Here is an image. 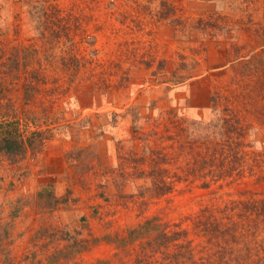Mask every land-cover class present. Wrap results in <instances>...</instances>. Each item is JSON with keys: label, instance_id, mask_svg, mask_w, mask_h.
Segmentation results:
<instances>
[{"label": "rangeland", "instance_id": "1", "mask_svg": "<svg viewBox=\"0 0 264 264\" xmlns=\"http://www.w3.org/2000/svg\"><path fill=\"white\" fill-rule=\"evenodd\" d=\"M3 11L0 264H264V0Z\"/></svg>", "mask_w": 264, "mask_h": 264}, {"label": "trees", "instance_id": "2", "mask_svg": "<svg viewBox=\"0 0 264 264\" xmlns=\"http://www.w3.org/2000/svg\"><path fill=\"white\" fill-rule=\"evenodd\" d=\"M6 135L3 136V138L0 140V149L5 152V153H11V152H17L20 149V145L12 138V136L10 135V133L6 132ZM171 188H166V189H161L162 193H167L170 192ZM158 193V192H157ZM151 223L150 222H146L145 224H143L140 228V230L138 229H133L128 233V240L132 241V243L134 242V239L138 238L139 234L141 232H143L144 229H150L151 228ZM163 233V232H162ZM184 233L180 232V233H171L168 234V232H165L162 236L164 237L162 240V245L168 249L169 245H170V241H175L176 238L182 236ZM68 239V236H61L60 238L63 239ZM126 238L123 237V239L121 238L119 240V242L122 244L123 242H125ZM169 244V245H168ZM86 244L85 242L82 243L80 242H74L73 244H67L64 249L61 248L57 251L54 252L53 257L55 259L63 257V258H70V257H74L76 254H79L81 252H83L86 249ZM179 249L182 248L183 246L181 244L178 245ZM152 251V250H151ZM150 251V252H151ZM154 252V251H153ZM142 253V254H141ZM139 255L135 257V259H137V262H144V264H147L149 261L145 260L143 257H147V255L145 254V252H139ZM136 262V263H137ZM139 264V263H137ZM149 264V263H148Z\"/></svg>", "mask_w": 264, "mask_h": 264}, {"label": "crops", "instance_id": "3", "mask_svg": "<svg viewBox=\"0 0 264 264\" xmlns=\"http://www.w3.org/2000/svg\"><path fill=\"white\" fill-rule=\"evenodd\" d=\"M184 91V90H182ZM206 94L200 93V89H197V91H195L194 96L192 99H189V96H187V98H185V101L187 102V108L189 110H192L193 112H195V110H202L205 111L208 107H205V103L208 102L207 100V96L205 97ZM208 110V109H207Z\"/></svg>", "mask_w": 264, "mask_h": 264}, {"label": "built area", "instance_id": "4", "mask_svg": "<svg viewBox=\"0 0 264 264\" xmlns=\"http://www.w3.org/2000/svg\"><path fill=\"white\" fill-rule=\"evenodd\" d=\"M6 0H4V2L2 4H0V15H4V11H3V6L5 5ZM21 13L19 11H15L14 12V16H20ZM15 29L18 31V33L20 32V24L18 23V21H16V24L14 25ZM37 52V51H36ZM54 89V88H53ZM32 119V118H31Z\"/></svg>", "mask_w": 264, "mask_h": 264}]
</instances>
